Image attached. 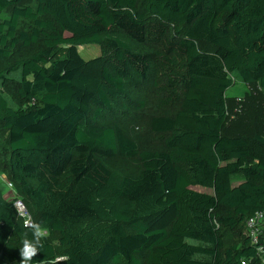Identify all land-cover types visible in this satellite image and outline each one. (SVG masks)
Listing matches in <instances>:
<instances>
[{
  "label": "trees",
  "instance_id": "obj_1",
  "mask_svg": "<svg viewBox=\"0 0 264 264\" xmlns=\"http://www.w3.org/2000/svg\"><path fill=\"white\" fill-rule=\"evenodd\" d=\"M5 10L0 172L63 247L47 237L33 264H262L247 220L264 211V131L224 125L233 73L264 86V0H0ZM85 43L101 53L84 57ZM133 89L158 95L150 128L164 147L122 126L149 105ZM24 220L0 184V264H20Z\"/></svg>",
  "mask_w": 264,
  "mask_h": 264
},
{
  "label": "rangeland",
  "instance_id": "obj_2",
  "mask_svg": "<svg viewBox=\"0 0 264 264\" xmlns=\"http://www.w3.org/2000/svg\"><path fill=\"white\" fill-rule=\"evenodd\" d=\"M9 14L10 10L0 11V19L8 17ZM28 24L29 23L26 21L22 22V26H28ZM123 38L130 41L127 37L123 36ZM131 43L133 44L132 41ZM38 47L39 45H33L31 47L20 48L18 51H16L15 56H27ZM78 48L86 58L94 57L101 53L100 44L97 43L79 44ZM13 74L20 76L19 71L13 72ZM231 76L233 79V84L227 90L228 117L224 125V131L228 134L264 131V86L258 82L246 83L237 73H233ZM145 91V89H133L132 94L134 97H139L143 92L145 97L147 96L146 98L149 105L146 107V109L140 113L122 114L119 120L125 129L133 133L141 147H164V138L161 136V134L154 133L150 128V112H161V105L158 99L159 97L158 95L156 96L151 94L149 90L146 92ZM136 114H138L137 120L131 122L129 118ZM0 137L3 139L5 138L3 131H0ZM241 179V175H236L233 177V182L237 183ZM0 184L7 194L8 187L6 182L3 181L1 177ZM193 187L201 190H211L208 187H203L200 185H194ZM28 211L29 216L33 220V211L29 208ZM47 237L53 240L58 249L61 250L63 248L59 240L58 232L48 231ZM189 241L193 243L206 244L192 238H189ZM195 257L209 259L210 255L196 254Z\"/></svg>",
  "mask_w": 264,
  "mask_h": 264
},
{
  "label": "built area",
  "instance_id": "obj_3",
  "mask_svg": "<svg viewBox=\"0 0 264 264\" xmlns=\"http://www.w3.org/2000/svg\"><path fill=\"white\" fill-rule=\"evenodd\" d=\"M2 178L4 179L8 187L7 196L12 200L18 213L22 215L25 219L29 218L30 216H29L28 208L25 202L23 201V199L21 198V196L17 195V193L15 192L13 181L9 179V177L6 175H3ZM263 221H264V211H257L253 216L249 217L247 220V232L251 237V240L254 243L258 244V252L262 257V264H264V245L259 244V240L262 232Z\"/></svg>",
  "mask_w": 264,
  "mask_h": 264
},
{
  "label": "clouds",
  "instance_id": "obj_4",
  "mask_svg": "<svg viewBox=\"0 0 264 264\" xmlns=\"http://www.w3.org/2000/svg\"><path fill=\"white\" fill-rule=\"evenodd\" d=\"M24 225L30 229L31 237L21 242L23 246L20 249V264H33L34 257L43 248V241L47 238L48 231L42 224L33 222L30 217L24 220Z\"/></svg>",
  "mask_w": 264,
  "mask_h": 264
},
{
  "label": "crops",
  "instance_id": "obj_5",
  "mask_svg": "<svg viewBox=\"0 0 264 264\" xmlns=\"http://www.w3.org/2000/svg\"><path fill=\"white\" fill-rule=\"evenodd\" d=\"M3 175H6L7 176V174L5 173V172H0V177L2 178V176ZM3 179V178H2ZM3 181H4V179H3ZM8 189V188H7Z\"/></svg>",
  "mask_w": 264,
  "mask_h": 264
}]
</instances>
